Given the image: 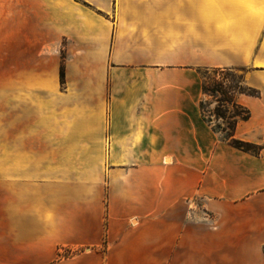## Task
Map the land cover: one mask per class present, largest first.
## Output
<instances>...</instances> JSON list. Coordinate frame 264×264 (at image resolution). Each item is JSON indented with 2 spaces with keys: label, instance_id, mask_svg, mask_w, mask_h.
<instances>
[{
  "label": "crops",
  "instance_id": "0c3cea01",
  "mask_svg": "<svg viewBox=\"0 0 264 264\" xmlns=\"http://www.w3.org/2000/svg\"><path fill=\"white\" fill-rule=\"evenodd\" d=\"M2 62L0 264H264V150L199 110L247 69L263 145L264 0H0Z\"/></svg>",
  "mask_w": 264,
  "mask_h": 264
},
{
  "label": "trees",
  "instance_id": "16d2710c",
  "mask_svg": "<svg viewBox=\"0 0 264 264\" xmlns=\"http://www.w3.org/2000/svg\"><path fill=\"white\" fill-rule=\"evenodd\" d=\"M212 73L214 76L210 78ZM201 76V92L202 99L199 101V110L201 117L212 129L213 132L221 136V138L231 147L258 156L262 150L263 145H256L246 141L236 139L234 137L236 126L241 121H246L250 117L249 110L237 103L239 95H247L258 97L259 92L246 86L241 77H236L233 69L229 68H215L205 69L200 71ZM220 77V78H216ZM59 79L61 86L64 84V60H61ZM205 97L212 99L213 108L209 112L210 117L206 116ZM216 120L214 124L212 119Z\"/></svg>",
  "mask_w": 264,
  "mask_h": 264
},
{
  "label": "rangeland",
  "instance_id": "374dc122",
  "mask_svg": "<svg viewBox=\"0 0 264 264\" xmlns=\"http://www.w3.org/2000/svg\"><path fill=\"white\" fill-rule=\"evenodd\" d=\"M62 57L64 58V54H62ZM10 66H11V64L9 62H2L0 64V71L2 74V76L0 78V85H1L2 90H3V94H2L3 106L9 102L8 88L10 87ZM233 72H234L236 77H241V81L245 84V81H246L247 75H248V70L247 69H234ZM209 77L213 78L214 76L212 75V73H210ZM216 78L218 79L220 77H216ZM204 99L206 100V105H205L206 116L209 118L210 117L209 112H211L214 104H213L212 99H210L208 97H205ZM212 121L214 124L216 123L215 119H212ZM76 253H77V251H75V250L72 251L69 249H63V251H62V255L64 257H69V256H72Z\"/></svg>",
  "mask_w": 264,
  "mask_h": 264
}]
</instances>
